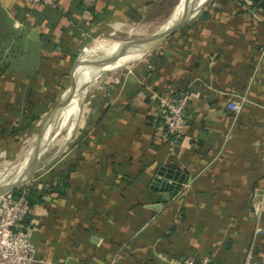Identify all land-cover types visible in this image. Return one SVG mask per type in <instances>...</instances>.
<instances>
[{
	"label": "crops",
	"instance_id": "obj_1",
	"mask_svg": "<svg viewBox=\"0 0 264 264\" xmlns=\"http://www.w3.org/2000/svg\"><path fill=\"white\" fill-rule=\"evenodd\" d=\"M162 2L0 0V128L26 104H41L34 146L55 151L23 185L40 197L26 225L35 264H264V233H254L264 231V0H208L122 67L130 43L159 29L101 37L150 32L146 18ZM99 41L119 46L90 53ZM77 73L83 92L71 131L44 139V122L67 104ZM182 93L184 125L174 138L162 103ZM161 167L185 176L167 202L151 189ZM63 170L66 187L51 192Z\"/></svg>",
	"mask_w": 264,
	"mask_h": 264
},
{
	"label": "built area",
	"instance_id": "obj_2",
	"mask_svg": "<svg viewBox=\"0 0 264 264\" xmlns=\"http://www.w3.org/2000/svg\"><path fill=\"white\" fill-rule=\"evenodd\" d=\"M60 0H31L35 7H59ZM186 93L179 94L162 103L165 109L166 133L174 138L179 137L184 125L183 111L187 103ZM228 108L235 114L240 113L241 104L228 103ZM255 208L260 209L258 203ZM30 209L24 195L14 197L9 192L0 196V264H35L33 246L28 234L20 229L21 222L29 215ZM255 235L264 231L256 228ZM173 264H207L205 260H186Z\"/></svg>",
	"mask_w": 264,
	"mask_h": 264
},
{
	"label": "water",
	"instance_id": "obj_3",
	"mask_svg": "<svg viewBox=\"0 0 264 264\" xmlns=\"http://www.w3.org/2000/svg\"><path fill=\"white\" fill-rule=\"evenodd\" d=\"M208 0H204L202 3L198 4L197 6L193 7L190 11L185 13L179 20L172 23L170 26H168L165 30H159L152 36L136 41L133 43H130L131 45H136L135 49H132L130 53H136L140 50H142L145 46L150 45L154 42H157L159 40H162L163 38L170 36L172 33H174L177 29H179L181 26H183L191 17H193L199 10L204 6V4ZM33 35V34H32ZM129 44V45H130ZM115 59H107L102 60L99 63H89L90 66H95L97 68H102L106 64L114 62ZM74 85V84H73ZM46 147H40L38 144L34 146L32 151L30 152L27 162L25 164V167L22 171L21 177L17 180L10 182L8 181H2L0 182V196L11 192L12 190L23 186L26 184L32 177L33 173L37 169L38 163L41 159V156L43 155ZM185 182V176L183 174H180L179 172L170 169L161 167L157 170L155 175L152 178L151 181V189L154 192H160L162 194V202H167L173 198V196L177 195L180 187ZM155 209H158V205L152 206Z\"/></svg>",
	"mask_w": 264,
	"mask_h": 264
},
{
	"label": "rangeland",
	"instance_id": "obj_4",
	"mask_svg": "<svg viewBox=\"0 0 264 264\" xmlns=\"http://www.w3.org/2000/svg\"><path fill=\"white\" fill-rule=\"evenodd\" d=\"M179 2V0H163L162 4L159 7H156L153 12L150 13V15L146 18L147 19V25L149 26V28L151 29L150 32H146L143 34H134V32H123L120 34H115L112 37H101V39H112V40H121V41H126V40H130V39H134L136 37H142V36H149L152 33H154L155 31H157L161 25H163L167 19L169 18V16L172 13V10L174 9V7L176 6V4ZM161 24V25H160ZM130 33V35H129ZM131 37V38H129ZM125 38V39H124ZM102 47V46H99ZM99 47H92V49L90 50V53H93L96 51L97 48ZM12 49V47L9 49ZM90 53H86L85 56L89 55ZM98 59H99V55H97ZM126 55L122 56L121 58H118V60H122L123 58H125ZM137 62V61H135ZM135 62L131 63L134 64ZM128 64V65H131ZM46 115L44 117H42L33 127L32 130L22 134V136L20 137L19 141L14 145V147H0V176H2L5 172L7 171H12V174H14L16 172V170L19 168L24 155L31 152L34 144H35V140L37 137V134L40 130V125L41 122L45 119ZM69 117L64 119L63 121L60 120V122H66L68 121ZM47 122V123H46ZM51 122V119L49 120V118L46 119V121L44 122L43 126H48ZM48 124V125H47ZM61 124V123H60ZM65 126V125H64ZM64 132V130H62ZM65 133V132H64ZM64 133L62 134V136H64ZM66 134V133H65ZM13 146V145H12ZM50 149H47L43 155L40 161L44 160L45 158L48 157H52V154L55 151H50ZM64 150V148L61 150V152ZM54 155V154H53ZM15 165V166H14Z\"/></svg>",
	"mask_w": 264,
	"mask_h": 264
},
{
	"label": "bare ground",
	"instance_id": "obj_5",
	"mask_svg": "<svg viewBox=\"0 0 264 264\" xmlns=\"http://www.w3.org/2000/svg\"><path fill=\"white\" fill-rule=\"evenodd\" d=\"M201 1H203V0H179V2L176 4L175 8L173 9L171 15L167 19V21L163 25L160 24L161 26H160L159 30H163L166 27H168L169 25H171L172 23H174L177 20H179L185 13L190 11L196 4H199ZM137 32H139V31H137ZM129 35H130V33H129ZM146 37H148V36H146ZM129 38H131V37H129ZM140 40H142V39H140ZM104 44H106L107 46H110V48L113 45H115V47L119 46L118 42H114L113 41V42H111L109 44L100 42V43L95 44L93 47L103 46ZM140 56H141V52H139V51L134 53V54L132 53L128 57L126 56L125 58L122 59V63H121L122 67L126 66L130 62L138 59ZM83 62H84V60H83ZM75 77H76L75 78V82H74L75 90H74L73 95L68 97L67 104L64 105L63 108H61L60 110L54 112L49 117V120L51 119L50 124L49 125L47 124L48 126H46V125L43 126V138L44 139L50 140V138H51L53 133H57V132L62 131V130H64V132L66 133V136H68V134L70 133L72 125L74 124V121H75L76 116H77V112H76L77 108H78L77 107V105H78L77 102H78V100L81 99V95H82V92H83V84H82V82L84 80L83 74L77 73V75ZM71 94H72V92H71ZM68 117H69L68 121L60 122V120L63 121L64 119H66ZM29 154H30V152L28 153V151H27V154L24 155V158H23L19 168L16 170V172L14 174H12V171L10 170V171L5 172L2 176H0V182L8 181V180H10V182H13V181L17 180L18 178H20L21 174H22V171H23V169L25 167V164L27 162V158H28Z\"/></svg>",
	"mask_w": 264,
	"mask_h": 264
},
{
	"label": "trees",
	"instance_id": "obj_6",
	"mask_svg": "<svg viewBox=\"0 0 264 264\" xmlns=\"http://www.w3.org/2000/svg\"><path fill=\"white\" fill-rule=\"evenodd\" d=\"M229 1V0H223ZM239 1V0H234ZM252 5L258 4L259 0H251ZM5 71V66L0 64V77ZM38 103L26 104L24 110L18 117L12 116L8 121L4 123V125L0 128V147H14V145L19 141L22 134L33 129L35 123L40 120L41 112H36L35 109L39 107ZM42 106V105H41ZM13 145V146H12ZM67 171L63 170L59 171L55 177V180L50 184L49 190L51 192L62 193L64 188L66 187L67 181ZM14 197H19L20 195H24L25 200L27 201L28 207H32L35 203L40 201V197L37 196V192L35 189H31V187L21 186L18 187L11 192ZM28 224V216L21 222L20 229L26 232V225Z\"/></svg>",
	"mask_w": 264,
	"mask_h": 264
}]
</instances>
